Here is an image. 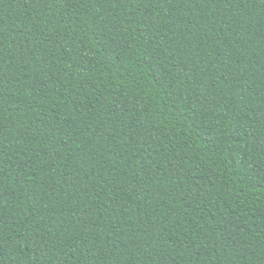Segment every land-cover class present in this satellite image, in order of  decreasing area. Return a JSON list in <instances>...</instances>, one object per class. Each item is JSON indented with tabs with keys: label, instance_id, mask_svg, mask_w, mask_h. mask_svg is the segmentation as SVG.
Returning <instances> with one entry per match:
<instances>
[{
	"label": "trees",
	"instance_id": "1",
	"mask_svg": "<svg viewBox=\"0 0 264 264\" xmlns=\"http://www.w3.org/2000/svg\"><path fill=\"white\" fill-rule=\"evenodd\" d=\"M0 264H264V0H0Z\"/></svg>",
	"mask_w": 264,
	"mask_h": 264
}]
</instances>
